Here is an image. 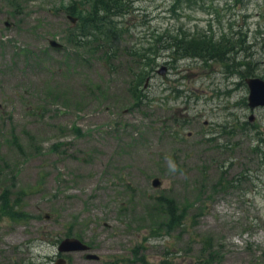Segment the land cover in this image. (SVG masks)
I'll return each mask as SVG.
<instances>
[{
	"label": "rangeland",
	"instance_id": "rangeland-1",
	"mask_svg": "<svg viewBox=\"0 0 264 264\" xmlns=\"http://www.w3.org/2000/svg\"><path fill=\"white\" fill-rule=\"evenodd\" d=\"M91 1L0 0V264H52L66 238L91 247L68 264H264V108L234 61H173L164 43L130 89L131 55L168 36L179 54L230 40L264 80V0H133L111 18L123 34L78 44L66 10Z\"/></svg>",
	"mask_w": 264,
	"mask_h": 264
},
{
	"label": "trees",
	"instance_id": "trees-1",
	"mask_svg": "<svg viewBox=\"0 0 264 264\" xmlns=\"http://www.w3.org/2000/svg\"><path fill=\"white\" fill-rule=\"evenodd\" d=\"M132 1L133 0H93L89 3L90 9L83 16L81 10H73L67 9V16L74 15L77 13L79 15V22L81 23L79 31H77V35L72 36L78 44H91L94 41L100 40L104 43L109 42V34L114 38H118L119 35L123 34L124 29L118 28L113 22V17H124L127 15L132 9ZM78 26V24H77ZM93 34H99L100 37H96ZM258 37H254L255 44H259L261 46V51L264 54V27L259 25L257 33L255 34ZM118 41L112 40V42ZM257 41V43H256ZM164 43H170L173 46H163ZM179 40L173 38L172 36H168L167 39L157 40L152 43L154 48L148 49L150 52L143 54L141 56L132 54L131 60L138 67L135 71L131 70V86L130 89L134 94L138 92L139 84L145 83L148 79L149 74L153 71L155 66V61L158 58V53L161 55V47L162 49H168L173 51L171 54V58L173 61H177L186 57L192 58H200L205 59V61L211 60L215 62H225L224 55L227 54L229 62L231 59L234 61L229 62L231 65L227 72L230 76L235 72L240 74V76L245 78L252 77L251 70L257 64V62L252 61L249 57H253V53H249L246 55V61L244 62H236V57H234L233 48L234 44L230 40H226L221 38L219 41L212 42V39H208L206 41V45L204 43H199L197 45L199 48L194 50L193 52H189L187 50H183L182 54L177 53ZM244 42L241 43L243 45ZM175 45V46H174ZM102 47V46H101ZM251 49V46L248 49H241V51L247 52ZM175 51L177 54H175ZM194 54L193 56H189ZM109 52H106L105 58L108 57ZM228 64V63H227ZM139 65V66H138ZM132 69V68H131ZM243 69V70H242ZM138 70L140 73H138ZM242 70V71H240ZM137 71V72H136ZM136 72V73H135ZM137 84V85H135ZM141 97V95H140ZM260 134H257L258 139L260 140ZM2 205L7 207V200H2ZM167 224L166 227L169 229L178 228L181 226V221L184 219L185 215L183 212L179 211L174 204V202L167 200Z\"/></svg>",
	"mask_w": 264,
	"mask_h": 264
},
{
	"label": "water",
	"instance_id": "water-1",
	"mask_svg": "<svg viewBox=\"0 0 264 264\" xmlns=\"http://www.w3.org/2000/svg\"><path fill=\"white\" fill-rule=\"evenodd\" d=\"M68 19L70 20L71 24L74 25L76 22V19L72 16H68ZM6 25L8 26V22H6ZM49 45L53 48H61V45L58 44L55 41H50ZM162 71H165V68H163ZM162 73L161 71L159 72ZM148 81V80H147ZM245 83L248 88V107L252 111L255 108L261 107L264 108V80L260 78H247L245 80ZM250 120H252V117H250ZM160 184L158 179L153 180L152 185L153 187H158ZM45 217L48 219L49 215L46 214ZM89 247L85 245L82 241L76 239V238H66L63 239L57 247V251L61 254L70 253V252H88ZM87 260H98L99 257L93 254H87L86 255Z\"/></svg>",
	"mask_w": 264,
	"mask_h": 264
},
{
	"label": "flooded vegetation",
	"instance_id": "flooded-vegetation-1",
	"mask_svg": "<svg viewBox=\"0 0 264 264\" xmlns=\"http://www.w3.org/2000/svg\"><path fill=\"white\" fill-rule=\"evenodd\" d=\"M247 78H245V80H246ZM244 80V81H245ZM246 84V83H245ZM3 199H6L5 197H3L2 199H0V206H1V211H2V214L4 215V212H5V207L2 205V200ZM7 200V199H6ZM9 200V201H8ZM7 200V205L9 204V203H11L12 201L10 200V199H8ZM11 201V202H10ZM14 202H16L15 200H14ZM85 244V243H84ZM85 245H87L90 249H89V251L88 252H80V253H89L90 251H91V247L88 245V244H85ZM58 247V246H57ZM58 252V251H57ZM73 253H75V252H73ZM68 254H70V253H65V254H61V253H59L58 252V254L56 255V258H55V260L52 262V264H68V258H66V256H62V255H68ZM86 259V258H85ZM98 260H100V258L98 259ZM98 260H94V261H98Z\"/></svg>",
	"mask_w": 264,
	"mask_h": 264
}]
</instances>
